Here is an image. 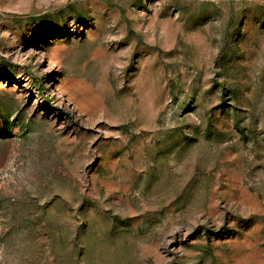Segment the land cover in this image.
Masks as SVG:
<instances>
[{"label": "rangeland", "instance_id": "374dc122", "mask_svg": "<svg viewBox=\"0 0 264 264\" xmlns=\"http://www.w3.org/2000/svg\"><path fill=\"white\" fill-rule=\"evenodd\" d=\"M0 264H264V0H0Z\"/></svg>", "mask_w": 264, "mask_h": 264}]
</instances>
